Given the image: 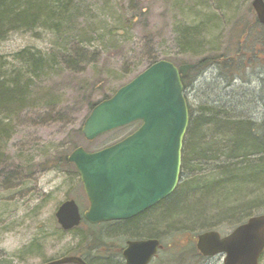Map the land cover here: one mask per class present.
<instances>
[{
  "label": "rangeland",
  "instance_id": "rangeland-1",
  "mask_svg": "<svg viewBox=\"0 0 264 264\" xmlns=\"http://www.w3.org/2000/svg\"><path fill=\"white\" fill-rule=\"evenodd\" d=\"M251 2L76 0L74 8L77 10L73 19L64 24L60 32L41 28L15 30L0 40V56L6 72L21 69L15 54L23 49L38 52L47 59L54 54L59 57L54 63L50 60L54 68L42 85L52 88L55 110L59 111L50 114L38 109L28 115L23 114L18 120L17 133L8 143V152L17 169L0 183V264H41L79 246L83 227L64 233L57 224L55 212L61 203L69 199H73L80 210H86L88 203L81 183L77 177L70 175V169H40L36 164L52 156L67 155L73 150L66 138L82 127L89 114L80 104L81 86L89 87L87 93L93 86L90 96L98 100L143 71L149 66L150 58H172L176 62L194 60L193 53L199 52V57L212 53H233L246 43L247 56L253 58L243 63L245 66L240 67L239 74L229 79L217 65L200 68L188 80L184 95L194 107L208 99L228 101L233 110L244 111L256 121L264 122L263 51L259 60L254 59L260 55V48L264 50L260 43L264 27L254 24L256 16ZM181 25L190 30L199 27L200 38L196 41L202 42V46L198 50L196 45L190 52L181 48L177 33L182 29ZM243 27L250 32L246 41L241 34ZM70 28L73 31L67 32ZM64 29L66 33H62ZM75 45L78 55L70 51ZM63 48L72 55L68 62L60 60ZM138 125L134 122L93 141L78 135L75 139L78 146L86 151H96L121 140ZM262 204L255 214L264 213V201ZM216 230L227 234L233 227L229 222H223ZM192 231H183L185 238H168L169 245L179 243L178 247H173L171 258L180 249L192 250L187 244L189 238L196 235ZM182 255L184 261L188 259L186 252ZM196 259L199 264L222 263L220 255H197ZM180 260L181 264L182 258ZM258 264H264V252Z\"/></svg>",
  "mask_w": 264,
  "mask_h": 264
},
{
  "label": "trees",
  "instance_id": "trees-1",
  "mask_svg": "<svg viewBox=\"0 0 264 264\" xmlns=\"http://www.w3.org/2000/svg\"><path fill=\"white\" fill-rule=\"evenodd\" d=\"M75 4L76 0H0V40L15 30L32 31L41 28L60 32L62 26L73 19V13L77 10L74 8ZM254 24L260 23L255 19ZM181 26L182 29L177 30L181 48L190 52L192 46L196 45L195 49L198 50L202 46V42L196 41V38H200L199 27L190 30L185 25ZM70 31L73 29L67 30ZM248 32L249 29L243 27L241 34L245 41ZM62 33H66V30ZM261 36L260 43L264 46V35ZM247 46L248 44L242 43L233 53H212L203 57H199V52L193 53L196 60H170L177 66L184 63L194 64L186 76L181 77L183 88L186 89L188 80L193 78L192 74L207 66L217 65L225 71L229 79L239 74L243 63L250 62L253 58L247 56ZM63 49L59 54L60 60L68 62L72 55L67 53L66 48ZM261 50L264 55L263 48H260V55L256 54L258 56L254 57L255 60L262 56ZM70 51L78 55L76 45ZM15 56L22 67L13 72L4 70L5 64L0 56V183L5 182L10 173L13 174L17 169L8 152V143L18 131V120L21 116L38 109L50 114L59 111L55 110L52 88L42 86L54 68L50 60L54 63L59 57L54 54L47 59L30 49H23ZM155 61L157 57L150 58L148 65ZM88 88L81 86L79 92H82L79 95L80 104L89 112L99 101L109 98L116 91L105 93L100 99L93 100L90 95L94 87L87 93ZM186 101L188 126L183 138L179 181L183 177L184 179L168 197L139 218L129 221L124 229L133 234V237L142 238L147 235L160 239L162 243L164 241L162 252L166 259L169 256L168 264H180L181 258L185 263L182 255L185 252L187 258L192 256L196 261L197 255L203 257L196 249L195 235L187 243L191 246L188 249L193 252L180 249L171 258L173 247H178L179 243L169 245V237L185 238L183 231L189 229L196 234L216 230L223 222H229L234 228L256 215L255 210L264 201V122L256 121L244 111L233 110L227 104L228 101L208 99L197 107L191 105L187 98ZM77 135L84 139L81 128L68 134L66 139L70 148L78 146L75 139ZM67 156L68 154L52 156L37 163L36 167L70 169V175L77 177L80 182L78 172L68 162ZM80 226L83 227L80 233L82 248L91 251L99 244L100 237L102 238L99 234L101 226L83 220L73 230ZM186 227L189 228L185 229ZM93 228L98 231L91 230Z\"/></svg>",
  "mask_w": 264,
  "mask_h": 264
},
{
  "label": "water",
  "instance_id": "water-1",
  "mask_svg": "<svg viewBox=\"0 0 264 264\" xmlns=\"http://www.w3.org/2000/svg\"><path fill=\"white\" fill-rule=\"evenodd\" d=\"M251 6L264 26V0H252ZM193 66L158 60L90 110L81 128L87 141L136 121L140 125L102 149L90 152L78 146L69 153L67 160L78 171L88 201L86 221L131 218L174 191L188 126L181 77ZM55 216L64 230L78 226L82 218L73 199L64 201ZM196 247L204 256L224 253L223 264H258L264 251V213L252 215L226 235L200 232ZM160 248L158 238L132 240L124 255L127 264H148ZM65 263L86 264L76 256L43 264Z\"/></svg>",
  "mask_w": 264,
  "mask_h": 264
},
{
  "label": "flooded vegetation",
  "instance_id": "flooded-vegetation-1",
  "mask_svg": "<svg viewBox=\"0 0 264 264\" xmlns=\"http://www.w3.org/2000/svg\"><path fill=\"white\" fill-rule=\"evenodd\" d=\"M155 205L151 206L150 208L144 210L143 212L131 218L98 223L97 225L101 226L99 234L102 236V238L100 237L99 244L97 245L96 248H92L91 251L87 249L84 250V248H82L81 243H79V246L73 247L75 248L74 250L64 253L55 259H60L66 256H76L81 258L86 264H127L124 255V252L127 248V242L138 239H146L153 236L145 235L142 238L133 237V234H131L129 231L124 229L127 228V226L129 225V221H133L139 218L141 215L151 210ZM84 211L80 210L81 215H83ZM82 222L83 220L80 222V224ZM60 230L65 233L73 229L63 230L60 228ZM193 238L194 236H192L189 239H193ZM81 240H82V236L79 237V241ZM162 248L158 249V251L154 254V256L152 257V259L149 261L148 264H168L169 256L167 257V259L165 258V254L162 252ZM218 255L222 256V260H223L224 254H218ZM65 264H74V263H65ZM182 264H199V262L194 260L193 257L190 256L187 260H185V263L182 261Z\"/></svg>",
  "mask_w": 264,
  "mask_h": 264
}]
</instances>
